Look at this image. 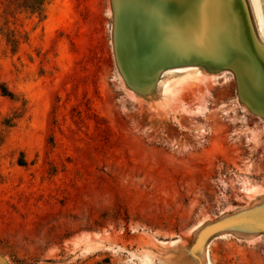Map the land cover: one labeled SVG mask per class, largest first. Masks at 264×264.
Returning a JSON list of instances; mask_svg holds the SVG:
<instances>
[{
  "label": "rangeland",
  "instance_id": "374dc122",
  "mask_svg": "<svg viewBox=\"0 0 264 264\" xmlns=\"http://www.w3.org/2000/svg\"><path fill=\"white\" fill-rule=\"evenodd\" d=\"M3 0H0V3ZM0 37V264H142L147 239L185 241L264 193V123L226 74L164 102L126 92L108 0H53ZM210 264H264V238L214 240Z\"/></svg>",
  "mask_w": 264,
  "mask_h": 264
},
{
  "label": "water",
  "instance_id": "95a60500",
  "mask_svg": "<svg viewBox=\"0 0 264 264\" xmlns=\"http://www.w3.org/2000/svg\"><path fill=\"white\" fill-rule=\"evenodd\" d=\"M108 8L114 66L134 99L164 102L186 79L229 74L239 106L264 123V0H108ZM225 236L264 238V193L203 221L185 241L150 238L127 251L142 264H210V244Z\"/></svg>",
  "mask_w": 264,
  "mask_h": 264
},
{
  "label": "trees",
  "instance_id": "16d2710c",
  "mask_svg": "<svg viewBox=\"0 0 264 264\" xmlns=\"http://www.w3.org/2000/svg\"><path fill=\"white\" fill-rule=\"evenodd\" d=\"M53 0H3L0 3V37L4 38L12 52L17 51L20 38L26 34L11 27V21L16 14H23L28 17H37L39 21L46 18L48 6ZM0 94L10 100L15 99V94L8 90L7 86L0 82Z\"/></svg>",
  "mask_w": 264,
  "mask_h": 264
},
{
  "label": "bare ground",
  "instance_id": "6f19581e",
  "mask_svg": "<svg viewBox=\"0 0 264 264\" xmlns=\"http://www.w3.org/2000/svg\"><path fill=\"white\" fill-rule=\"evenodd\" d=\"M257 2V0H255ZM256 7V6H255Z\"/></svg>",
  "mask_w": 264,
  "mask_h": 264
}]
</instances>
